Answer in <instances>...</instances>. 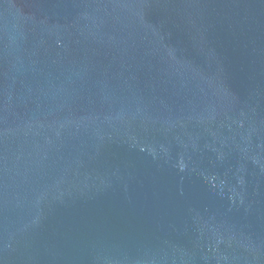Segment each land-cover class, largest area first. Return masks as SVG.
Segmentation results:
<instances>
[{
  "label": "water",
  "instance_id": "obj_1",
  "mask_svg": "<svg viewBox=\"0 0 264 264\" xmlns=\"http://www.w3.org/2000/svg\"><path fill=\"white\" fill-rule=\"evenodd\" d=\"M0 264H264V0H0Z\"/></svg>",
  "mask_w": 264,
  "mask_h": 264
}]
</instances>
